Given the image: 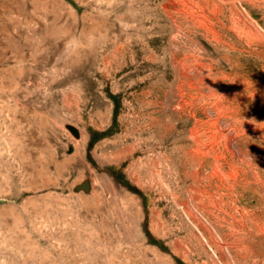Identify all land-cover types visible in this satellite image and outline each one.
<instances>
[{
	"label": "rangeland",
	"instance_id": "obj_1",
	"mask_svg": "<svg viewBox=\"0 0 264 264\" xmlns=\"http://www.w3.org/2000/svg\"><path fill=\"white\" fill-rule=\"evenodd\" d=\"M237 246L264 254V0H0V264Z\"/></svg>",
	"mask_w": 264,
	"mask_h": 264
},
{
	"label": "bare ground",
	"instance_id": "obj_2",
	"mask_svg": "<svg viewBox=\"0 0 264 264\" xmlns=\"http://www.w3.org/2000/svg\"><path fill=\"white\" fill-rule=\"evenodd\" d=\"M252 236H254V234ZM248 247H249V245H248ZM235 253H236V261L239 264H263L262 262H264V254L259 255V254H255V252H253V251H248L247 252V250H246V252H243L242 249L240 247H238V246L236 247Z\"/></svg>",
	"mask_w": 264,
	"mask_h": 264
}]
</instances>
